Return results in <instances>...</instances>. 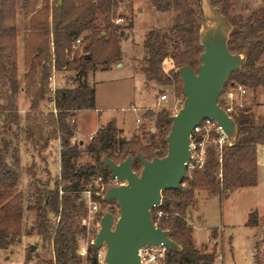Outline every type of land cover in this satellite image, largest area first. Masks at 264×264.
<instances>
[{
    "label": "trees",
    "instance_id": "obj_1",
    "mask_svg": "<svg viewBox=\"0 0 264 264\" xmlns=\"http://www.w3.org/2000/svg\"><path fill=\"white\" fill-rule=\"evenodd\" d=\"M150 1L158 10L172 9L178 16L168 30L153 29L146 35L141 72L147 83L174 84L176 90L182 89L179 68L185 65L197 68L203 51L200 43L203 20L200 2ZM210 1L221 9L233 27L228 40L230 51L246 57L241 68L231 73L228 83L230 86L242 84L254 92L260 87L264 89V65L258 64L264 55V5L245 19L242 15H229V9L237 0ZM116 8L117 2L114 0H53L52 4L49 0H43L42 9L37 16H32L25 37V61L28 64L25 95L30 103L25 131L27 141L35 150L44 151L51 137L45 136V124L39 119L37 112L49 92L52 71H76L77 76L82 79L76 88L57 90V116L46 118V123L53 126V135L56 136L58 130L63 132L65 147L61 153V170L55 178L54 187L39 190L33 206L37 212L38 233L53 241L55 257L47 264H81L78 241L86 233V227L80 226L78 219L86 215L88 210L84 201L79 200V194L94 177H99L100 174L112 177L109 167L103 161L104 157L123 161L131 155L133 170L138 172L142 169L139 154L151 160L165 156L168 151L167 132L160 138L153 135L148 145L122 140L118 154L113 156L109 148L114 142L117 127L114 121H110L106 127L97 131L87 146L88 152L96 155V164L83 167L76 164L80 150L77 144L71 145L74 128L69 120L76 110L96 108V88L87 82L89 73L96 70L97 64L108 65L121 57L119 31L123 26L113 22ZM15 9L16 0H0V121L3 123L0 126V250L17 241L21 234L23 213L22 194L17 189L21 158L14 153L13 161H8L11 153L9 131L20 123L21 81L17 61ZM50 13L52 21L49 25ZM103 14L105 26L102 27L97 20ZM129 26H133V21ZM85 31L88 33L83 36L82 43L87 51L81 54L79 51L75 52L73 47ZM73 52L74 57L71 58ZM88 54L91 57L88 58ZM167 58H171L174 63L169 71L163 66ZM225 91L226 86L222 93ZM255 98L257 100V96ZM254 102L256 106L261 105L258 101ZM219 103L223 105L222 101ZM256 106H237L232 113L237 123L234 142L226 143L222 151L211 144L205 165L186 175L183 183L188 182L189 187L181 185L178 189L164 190L162 203L152 210L154 222L160 228L168 230L170 237L180 246L179 249L168 247L167 264H215V250L201 251L196 246L193 227L186 221V210L195 198L196 189L207 190L223 200L229 191L258 184V146L264 145V113L257 114L254 110ZM157 125L162 129H171L172 115L159 116ZM34 167L35 164H32L29 168V174L33 178L36 176ZM62 183L64 185L60 188ZM169 193H174L179 198L173 210L165 202ZM99 199L103 203H109L102 196ZM258 222L257 212L252 211L247 224L257 226ZM212 236H216V230ZM88 252L93 255V264H98V249L91 245ZM254 261L256 264H264L258 247Z\"/></svg>",
    "mask_w": 264,
    "mask_h": 264
},
{
    "label": "rangeland",
    "instance_id": "obj_2",
    "mask_svg": "<svg viewBox=\"0 0 264 264\" xmlns=\"http://www.w3.org/2000/svg\"><path fill=\"white\" fill-rule=\"evenodd\" d=\"M117 8L113 22L123 26L119 31L121 57L108 65L97 64L96 70L90 72L87 82L96 88V108L76 110L69 120L74 128L71 145L77 144L80 157L76 164L78 167L96 164V155L89 153L87 146L97 131L114 121L117 131L114 133V142L109 148L113 156L119 152V143L122 140L138 142L148 145L154 135L161 137L169 133L170 129L160 128L157 125L161 115H175L182 107L185 94L182 89L176 90L174 84L147 83L142 75L141 67L144 65L145 56L144 39L153 29L166 31L174 25L178 13L172 9L160 11L150 0H114ZM52 4L53 0H49ZM43 0H16V27H17V61L21 81L19 93L20 123L9 131L11 139V153L8 158L12 162V155L17 153L21 158L20 178L18 192L22 194V228L17 241L6 249L0 250V264H47L55 257L53 241L50 237L38 233L36 227L37 212L33 208L43 188H53L55 178L61 170V153L64 150L63 132L53 135V126L46 123L47 117L57 116L56 108L57 90L61 88H76L82 80L76 71L67 69L53 70L49 79V92L42 101L37 112L39 119L44 122V134L50 137L48 147L39 152L26 139V113L30 103L25 95V74L28 64L25 61V37L32 16L41 11ZM264 5V0H237L229 9L230 16L242 15L247 19L254 11ZM212 7L210 0H201L202 14L211 16ZM124 15V16H123ZM42 17V15H38ZM105 14L99 15L97 23L105 26ZM123 20L118 22L117 19ZM49 25L52 18L49 14ZM133 21V26L129 24ZM88 31L74 43V51L81 54L87 50L82 38ZM72 53L71 58L74 57ZM258 64L264 65V55ZM163 66L166 71L174 67L171 58L165 59ZM196 69V68H195ZM229 90L230 83L225 84ZM224 86V87H225ZM247 87V86H246ZM244 96L238 95L234 100L236 104L248 106L258 101L261 105L254 107L257 114L264 113V89L256 92L248 88ZM167 94L166 99L161 95ZM257 96V100H254ZM256 99V98H255ZM3 123L0 121V126ZM164 146V143H160ZM116 162H121L116 160ZM35 164L36 176L29 174V168ZM143 168V165H142ZM142 171L139 170L138 173ZM258 184L256 186L238 188L228 192L221 200L219 195H213L204 189L195 190V198L186 210V221L193 227L195 244L201 251H216L215 264H256L254 255L259 254L264 263V166L259 170ZM220 173V171H219ZM64 183L60 186L62 188ZM119 185L113 177L107 178L103 174L94 177L86 189L80 192V201H84V191L91 190L98 210L91 212L87 207V214L78 219L80 226L86 227V233L79 237L78 254L81 264H93V255L88 249L96 238L101 219L106 213H113L116 220L120 215V206L114 200L103 203L102 199L109 188ZM186 188L189 183L182 184ZM94 188V189H93ZM63 191H61V194ZM104 199V198H103ZM163 200V199H162ZM179 200L174 193H169L165 202L174 209ZM252 211L257 212L258 225L247 224ZM216 230V236H212ZM35 248L34 250L32 248ZM87 249V254L82 252ZM98 253L106 254V246L98 249Z\"/></svg>",
    "mask_w": 264,
    "mask_h": 264
},
{
    "label": "water",
    "instance_id": "obj_3",
    "mask_svg": "<svg viewBox=\"0 0 264 264\" xmlns=\"http://www.w3.org/2000/svg\"><path fill=\"white\" fill-rule=\"evenodd\" d=\"M199 2L201 5V0ZM211 10V16L204 14L201 23L200 64L196 69L189 65L179 68L185 100L183 107L172 116L167 154L151 160L139 154L143 165L140 173L133 170L131 155L119 163L103 158L112 177L119 181L103 198L116 200L120 215L117 220L111 212L102 217L93 246L96 249L106 246L105 257L109 264H142L139 250L146 245L180 248L169 231L154 222L152 210L162 203L164 190L178 189L183 184L191 157L190 135L194 126L205 118H212L222 126L228 143L235 140L237 123L219 104V99L229 76L241 68L246 57L230 51L228 40L233 27L219 7Z\"/></svg>",
    "mask_w": 264,
    "mask_h": 264
},
{
    "label": "built area",
    "instance_id": "obj_4",
    "mask_svg": "<svg viewBox=\"0 0 264 264\" xmlns=\"http://www.w3.org/2000/svg\"><path fill=\"white\" fill-rule=\"evenodd\" d=\"M122 18H118L117 21H122ZM248 93L247 87L242 84H236L230 86L229 90H226L221 94L219 101L223 102L220 105L232 116L237 106L242 104H236L235 99L238 95H246ZM161 99H166L167 94H163ZM228 143V137L224 132L221 125L212 118H205L194 126L190 135V150L191 157L187 161V174L196 168H202L207 159V151L211 144H215L219 151H222L223 146ZM85 203L89 206L91 212H96L98 206L94 200V194L91 190L84 191L83 197ZM162 213L160 212L159 215ZM87 254V249L82 252ZM168 247L165 245H146L139 250V255L142 264H167ZM98 264H109L106 260L105 254L98 253Z\"/></svg>",
    "mask_w": 264,
    "mask_h": 264
},
{
    "label": "crops",
    "instance_id": "obj_5",
    "mask_svg": "<svg viewBox=\"0 0 264 264\" xmlns=\"http://www.w3.org/2000/svg\"><path fill=\"white\" fill-rule=\"evenodd\" d=\"M262 166H264V145H259L258 146V178H259V173H260L259 170H261ZM194 239H195V236H194Z\"/></svg>",
    "mask_w": 264,
    "mask_h": 264
}]
</instances>
